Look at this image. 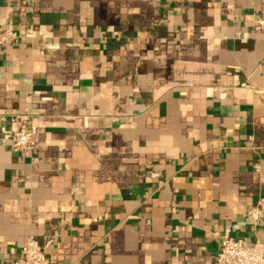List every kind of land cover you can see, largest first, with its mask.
Instances as JSON below:
<instances>
[{
	"label": "crops",
	"instance_id": "crops-1",
	"mask_svg": "<svg viewBox=\"0 0 264 264\" xmlns=\"http://www.w3.org/2000/svg\"><path fill=\"white\" fill-rule=\"evenodd\" d=\"M260 20L264 0H0L22 35L0 49V264L30 235L49 264H218L225 234L264 242Z\"/></svg>",
	"mask_w": 264,
	"mask_h": 264
},
{
	"label": "built area",
	"instance_id": "built-area-1",
	"mask_svg": "<svg viewBox=\"0 0 264 264\" xmlns=\"http://www.w3.org/2000/svg\"><path fill=\"white\" fill-rule=\"evenodd\" d=\"M236 2L237 0H230ZM264 24V21H259ZM22 37L19 31L3 28L0 25V49L5 48L9 43L15 42ZM13 129L10 140L17 152L25 153L33 151L38 145V126L35 123V116L31 112L15 113L10 116ZM259 167H257L258 169ZM153 176H159L154 173ZM253 227L257 228L264 219V195H262L256 206L248 212ZM218 264H264V242L257 239L248 243L246 239L223 235L221 249L216 256ZM6 264H49L43 245L35 236L27 237L23 248L22 256Z\"/></svg>",
	"mask_w": 264,
	"mask_h": 264
}]
</instances>
